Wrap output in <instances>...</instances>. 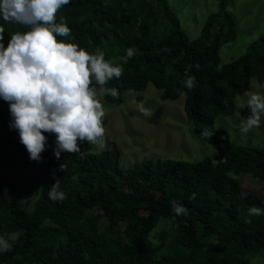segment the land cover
I'll list each match as a JSON object with an SVG mask.
<instances>
[{
    "label": "trees",
    "instance_id": "trees-1",
    "mask_svg": "<svg viewBox=\"0 0 264 264\" xmlns=\"http://www.w3.org/2000/svg\"><path fill=\"white\" fill-rule=\"evenodd\" d=\"M219 7L194 40L167 0H71L59 11L57 18L64 16L72 30L68 42L99 48L123 66V75L107 85L119 97L105 95L107 104H121L125 91L142 92L148 84L162 100L184 94L195 136L216 150L215 160L227 162L146 159L125 169L119 151L95 153L88 142L80 153L62 152L57 159L49 133L42 160L35 162L10 129L9 104L0 98V234L19 235L12 251L0 253V264H251L247 255L264 250V215H248L251 206L264 209V199L235 177L251 176L264 192V148L232 143L225 127H215L217 117L235 113L236 98L252 79L264 81V38L219 67L223 40L235 34L224 0ZM0 25L5 47L14 31H27L2 19ZM129 47L138 52L125 64L118 58ZM190 75L197 81L193 90L184 84ZM205 131L213 135L203 137ZM58 179L64 201L48 197ZM173 200L189 214L177 216ZM161 218L173 224L161 228L154 243L150 235Z\"/></svg>",
    "mask_w": 264,
    "mask_h": 264
},
{
    "label": "clouds",
    "instance_id": "clouds-1",
    "mask_svg": "<svg viewBox=\"0 0 264 264\" xmlns=\"http://www.w3.org/2000/svg\"><path fill=\"white\" fill-rule=\"evenodd\" d=\"M71 0H0V19L21 26L27 31L16 30L5 47L3 25H0V98L9 104L10 129L19 133L20 143L26 148L29 159L42 160L48 137L55 135L53 153L57 159L62 152L80 153V144L88 142L100 149L106 146V115L102 97H119L116 87H107L124 72L121 64L106 60L105 52L97 48L89 51L74 40L66 18L57 14ZM64 38V39H58ZM164 52L170 51L167 48ZM118 59L127 63L138 49L129 47ZM188 90L197 86L196 77L190 75L184 81ZM264 89V84L257 86ZM238 110L250 109L248 117L239 116V130L243 134L259 128L264 121V91L254 90L244 94ZM138 111L144 117H152L153 110L141 101ZM203 137L213 134L205 131ZM221 158L213 164L226 163ZM64 166L61 165V170ZM75 179V177H73ZM246 196V193H241ZM49 199L64 201L67 196L61 190V180L49 188ZM193 193L189 199L194 200ZM177 216H187L189 210L175 200L170 202ZM249 216L264 215V209L251 206ZM251 224V220H246ZM16 232L0 234V253L10 252L18 241Z\"/></svg>",
    "mask_w": 264,
    "mask_h": 264
},
{
    "label": "rangeland",
    "instance_id": "rangeland-1",
    "mask_svg": "<svg viewBox=\"0 0 264 264\" xmlns=\"http://www.w3.org/2000/svg\"><path fill=\"white\" fill-rule=\"evenodd\" d=\"M224 1L225 12L235 23V34L231 40L227 41L226 38L223 40L219 50V67L243 54L250 43L264 38V0ZM167 5L190 40L200 37L206 21L219 13L220 8L219 0H167ZM223 15L222 13L217 18L222 19ZM161 30L158 26L155 31ZM260 84H264V81L259 83L256 79H252L248 92L264 91V89H258L257 86ZM160 94L161 92L152 84H148L142 92L125 91L121 104H107L103 96L102 103L106 112L103 120L106 128V146L100 149L90 144L91 151L95 153L106 149L119 151L120 164L125 169L130 168L135 162L146 159L187 162L208 159L213 162L217 156L216 150L195 136L193 125L185 116V95L182 94L177 100L170 101L162 100ZM244 94L236 98L235 113L232 116L217 117L215 127H225L229 132L228 139L232 143L264 148V121L259 128H254L247 134L239 130L238 111L245 118L251 114L247 107L238 110L241 100L246 99ZM141 101L144 102L145 107L153 110L152 117H144L138 111L137 105ZM55 139L52 142L53 149ZM235 177L244 190L254 192L264 199V192L258 180L246 174ZM172 224V221L161 218L158 226L151 233L150 239L156 243L157 232ZM247 258L251 264H264V250L248 254Z\"/></svg>",
    "mask_w": 264,
    "mask_h": 264
}]
</instances>
